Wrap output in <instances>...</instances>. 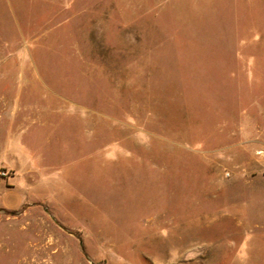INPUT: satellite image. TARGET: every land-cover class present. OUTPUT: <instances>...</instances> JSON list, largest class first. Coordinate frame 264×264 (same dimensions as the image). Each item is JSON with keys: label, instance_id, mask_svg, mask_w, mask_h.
Segmentation results:
<instances>
[{"label": "rangeland", "instance_id": "374dc122", "mask_svg": "<svg viewBox=\"0 0 264 264\" xmlns=\"http://www.w3.org/2000/svg\"><path fill=\"white\" fill-rule=\"evenodd\" d=\"M0 264H264V0H0Z\"/></svg>", "mask_w": 264, "mask_h": 264}, {"label": "crops", "instance_id": "0c3cea01", "mask_svg": "<svg viewBox=\"0 0 264 264\" xmlns=\"http://www.w3.org/2000/svg\"><path fill=\"white\" fill-rule=\"evenodd\" d=\"M23 200V196L19 192H13L4 196L3 201L0 204L5 207L18 208L24 202Z\"/></svg>", "mask_w": 264, "mask_h": 264}]
</instances>
